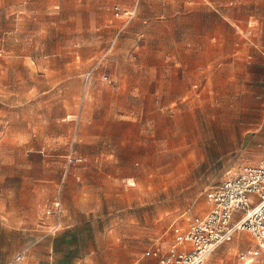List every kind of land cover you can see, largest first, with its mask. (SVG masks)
I'll return each instance as SVG.
<instances>
[{
	"label": "rangeland",
	"instance_id": "1",
	"mask_svg": "<svg viewBox=\"0 0 264 264\" xmlns=\"http://www.w3.org/2000/svg\"><path fill=\"white\" fill-rule=\"evenodd\" d=\"M263 149L264 0H0V264H159Z\"/></svg>",
	"mask_w": 264,
	"mask_h": 264
},
{
	"label": "built area",
	"instance_id": "2",
	"mask_svg": "<svg viewBox=\"0 0 264 264\" xmlns=\"http://www.w3.org/2000/svg\"><path fill=\"white\" fill-rule=\"evenodd\" d=\"M117 11L129 19L137 15L136 9L121 11L117 8ZM207 197L209 211L198 218L188 232L177 237L169 252L163 253L158 248L147 255L158 259L160 264H206L209 257L222 245L232 242L237 233L248 232L258 248L242 252L240 264H257L260 250H264V149L257 165L229 171L209 190ZM24 260L23 256H18L16 263L22 264Z\"/></svg>",
	"mask_w": 264,
	"mask_h": 264
},
{
	"label": "bare ground",
	"instance_id": "3",
	"mask_svg": "<svg viewBox=\"0 0 264 264\" xmlns=\"http://www.w3.org/2000/svg\"><path fill=\"white\" fill-rule=\"evenodd\" d=\"M245 241H246L245 238H240V239L237 240V245L238 244H244ZM237 245H235L234 247L232 246L233 247V248H231V251L232 252H236L238 250L237 249L238 248Z\"/></svg>",
	"mask_w": 264,
	"mask_h": 264
},
{
	"label": "crops",
	"instance_id": "4",
	"mask_svg": "<svg viewBox=\"0 0 264 264\" xmlns=\"http://www.w3.org/2000/svg\"><path fill=\"white\" fill-rule=\"evenodd\" d=\"M223 246V245H222ZM164 253V252H163ZM156 259V258H155ZM158 260V259H157ZM159 261V260H158ZM160 264V263H159Z\"/></svg>",
	"mask_w": 264,
	"mask_h": 264
}]
</instances>
